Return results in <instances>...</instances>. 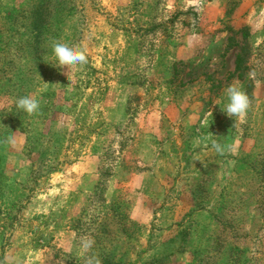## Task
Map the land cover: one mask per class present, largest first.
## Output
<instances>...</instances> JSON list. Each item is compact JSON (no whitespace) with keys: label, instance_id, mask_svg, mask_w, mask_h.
<instances>
[{"label":"rangeland","instance_id":"rangeland-1","mask_svg":"<svg viewBox=\"0 0 264 264\" xmlns=\"http://www.w3.org/2000/svg\"><path fill=\"white\" fill-rule=\"evenodd\" d=\"M59 1L36 59V0H0V264H264V0ZM54 41L87 62L54 67Z\"/></svg>","mask_w":264,"mask_h":264},{"label":"clouds","instance_id":"clouds-1","mask_svg":"<svg viewBox=\"0 0 264 264\" xmlns=\"http://www.w3.org/2000/svg\"><path fill=\"white\" fill-rule=\"evenodd\" d=\"M52 53L57 64H52L54 67L63 69L64 66H72L76 64H83L87 62V57L84 50L77 45H72L66 42L54 41L52 43ZM225 103L221 110L230 118L234 119V126L237 123H244L247 116V111L250 106L249 97L239 86L235 83L230 84L224 90ZM17 108L22 109L27 114L31 115L37 113L40 109L39 99L32 96H23L15 100ZM212 148L219 154H224L225 146L213 141ZM227 151L235 154L236 145L227 146ZM94 241L89 237H82L80 246L82 250L87 253L93 246ZM87 264H100V261L95 258H89Z\"/></svg>","mask_w":264,"mask_h":264},{"label":"trees","instance_id":"trees-1","mask_svg":"<svg viewBox=\"0 0 264 264\" xmlns=\"http://www.w3.org/2000/svg\"><path fill=\"white\" fill-rule=\"evenodd\" d=\"M63 1L56 2V0H36L35 4L31 6L26 12L21 14V19L24 20L23 23L20 24V28L17 29L16 26V32L22 33V35L26 36L25 44L18 47V50L24 49V46L27 45L26 52L29 55H32L34 58L38 59L39 53L43 52L45 50L43 44L47 43L49 40L51 41V37L53 36V30L57 28L58 23L62 19V12L64 10V7H61ZM16 17V15H13L12 18ZM17 18H14L15 21ZM21 36V39L24 38ZM51 38V39H50ZM1 41V36H0ZM49 41V42H50ZM43 46V47H42ZM0 44V52L3 51L1 49ZM5 70V69H1ZM18 82H22V77H17L16 79ZM17 82V83H18ZM13 88H16V86H13ZM13 117L12 120L15 121L16 126L20 125V120L22 117V111L21 109L14 110L12 113ZM8 122V121H7ZM8 128V125H7ZM15 129V128H13ZM16 130V129H15ZM11 133V128L5 130L3 133H0V149L1 145L4 142V138L8 137ZM3 178L1 176V167H0V188L5 186V183L3 182ZM103 264H120L116 262H112L110 260L104 261Z\"/></svg>","mask_w":264,"mask_h":264}]
</instances>
